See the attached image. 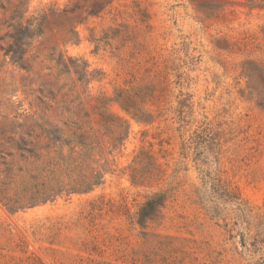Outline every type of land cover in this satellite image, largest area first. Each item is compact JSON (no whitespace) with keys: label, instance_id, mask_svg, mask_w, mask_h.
I'll use <instances>...</instances> for the list:
<instances>
[{"label":"rangeland","instance_id":"obj_1","mask_svg":"<svg viewBox=\"0 0 264 264\" xmlns=\"http://www.w3.org/2000/svg\"><path fill=\"white\" fill-rule=\"evenodd\" d=\"M133 1H115L78 26L76 44L65 42L58 20L49 18L21 68L4 60L8 40L0 41V118L59 121L77 116L40 112L36 103L79 98L90 111L99 93L111 97L133 86L153 94L143 105L148 123L110 107L128 122L129 134L102 187L13 215L0 207V264H258L264 258V82L245 77L254 63L264 72V5ZM52 2L61 8L67 0H27L26 15ZM15 5L0 0V19L1 7ZM110 28L121 31L112 35ZM5 32L0 26V36ZM104 32L112 39L97 49L90 40ZM53 48L86 62V79L92 73L96 79L81 84L75 74H59L47 58ZM141 149L161 174L157 183L146 179L135 187L129 167ZM139 168L147 178L154 173L148 161ZM157 191L167 197L159 216L144 230L131 228L126 210L135 213ZM98 198L103 210L77 222Z\"/></svg>","mask_w":264,"mask_h":264},{"label":"trees","instance_id":"obj_2","mask_svg":"<svg viewBox=\"0 0 264 264\" xmlns=\"http://www.w3.org/2000/svg\"><path fill=\"white\" fill-rule=\"evenodd\" d=\"M115 1L118 0H67L61 8L57 2H52L42 5L29 16L26 15L27 0H17V5L11 10L1 7L3 18L0 19V26L6 32L0 36V41L8 40L2 49L4 60L21 68L32 43L44 37L49 18L58 20L54 25L58 33L67 37L65 42L78 43L77 27L91 18L100 17ZM246 2L255 6L264 5V0ZM118 31L121 30L109 29L112 35ZM111 39L104 32L103 37L94 36L90 41L98 49L102 44L109 45ZM47 58L59 74H75L76 81L81 84L96 79L93 73L90 74V79H86L89 65L80 58L64 53L56 54L54 48ZM254 65L253 74L245 73V77L252 79L256 75L264 82L263 70L255 63ZM147 95H153L149 87L133 86L116 89L111 97L99 93L94 98L95 104L90 106V111L79 98L53 104L43 100L36 103L40 112H66L77 116L59 121L42 116L1 117L0 207L13 215L54 203L59 198L89 195L102 187L106 177L114 175L115 156L122 150L129 134L128 122L112 113L110 107L115 104L136 121L148 123L150 114L143 109ZM146 161L154 170L149 178L143 176V170L139 168ZM129 169L130 183L135 187L143 186L146 179L157 183L161 174L156 159L143 149L135 156L133 166ZM166 200L164 192L151 193L135 213L126 210L127 223L131 228L138 226L144 230L149 222L159 216ZM103 205L102 198L91 199L79 213L77 222L93 218L96 212L103 210ZM256 262L264 264V258Z\"/></svg>","mask_w":264,"mask_h":264}]
</instances>
